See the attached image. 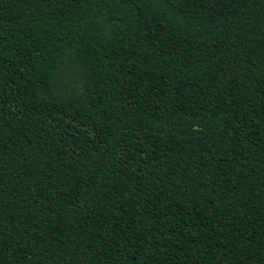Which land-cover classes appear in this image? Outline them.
<instances>
[{"label": "trees", "instance_id": "1", "mask_svg": "<svg viewBox=\"0 0 264 264\" xmlns=\"http://www.w3.org/2000/svg\"><path fill=\"white\" fill-rule=\"evenodd\" d=\"M0 264H264V0H0Z\"/></svg>", "mask_w": 264, "mask_h": 264}]
</instances>
